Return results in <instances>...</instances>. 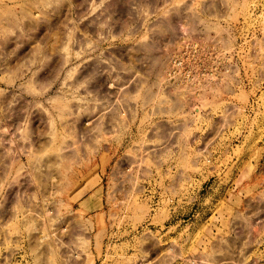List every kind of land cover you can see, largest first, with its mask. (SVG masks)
<instances>
[{
  "label": "rangeland",
  "instance_id": "rangeland-1",
  "mask_svg": "<svg viewBox=\"0 0 264 264\" xmlns=\"http://www.w3.org/2000/svg\"><path fill=\"white\" fill-rule=\"evenodd\" d=\"M0 264H264V0H0Z\"/></svg>",
  "mask_w": 264,
  "mask_h": 264
}]
</instances>
